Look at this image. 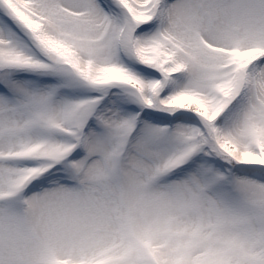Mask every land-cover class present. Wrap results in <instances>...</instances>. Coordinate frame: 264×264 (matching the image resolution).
I'll return each instance as SVG.
<instances>
[{"label": "snow or ice", "instance_id": "6c2138e0", "mask_svg": "<svg viewBox=\"0 0 264 264\" xmlns=\"http://www.w3.org/2000/svg\"><path fill=\"white\" fill-rule=\"evenodd\" d=\"M0 264H264V0H0Z\"/></svg>", "mask_w": 264, "mask_h": 264}]
</instances>
